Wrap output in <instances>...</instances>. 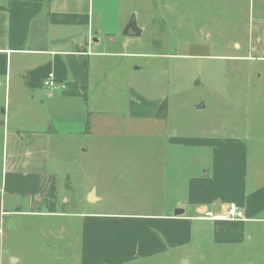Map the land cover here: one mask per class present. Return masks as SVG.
I'll list each match as a JSON object with an SVG mask.
<instances>
[{
  "label": "crops",
  "instance_id": "crops-1",
  "mask_svg": "<svg viewBox=\"0 0 264 264\" xmlns=\"http://www.w3.org/2000/svg\"><path fill=\"white\" fill-rule=\"evenodd\" d=\"M98 2L0 0L3 219L44 217L56 221L39 229V240L46 242L27 245L23 254L13 249L6 252L2 236L0 264L4 253L12 259L10 264H134L164 258L170 260L168 264H183L185 260L190 264H224L225 260L238 259L241 252L253 254L255 250L254 257L264 264V184H250L244 169L229 171L225 163L229 152L222 148L215 150L214 169L198 165L193 175L185 164L168 160L153 166L156 173L152 181L158 189L152 190L150 199L145 192L136 196L155 203L156 212L80 213L61 205L70 202L65 199L66 185L61 183L68 170L63 161L61 168L60 163L58 167L53 163V138H60L59 152L67 154L69 139H92L98 133L119 132L122 126L133 128L144 120L167 119L157 117L161 105L144 104L137 91L132 94V86L122 125L103 111H92L94 93L119 83L111 76L109 58L139 55L127 50L136 36L125 34L129 18L122 1ZM50 74L54 89L45 84ZM177 139H168L167 145ZM178 144L184 145L181 141ZM207 145L210 143L205 139L202 147ZM75 150L78 153V147ZM90 150L88 146L81 148L80 155L87 156ZM135 167L137 171L142 166ZM192 176L203 187L199 194L189 192ZM222 189L226 194L233 192V197L225 199ZM93 196L91 202L103 199L96 189ZM231 203L243 209L245 220L223 219ZM175 210L184 213L175 216ZM224 251L228 255L224 256Z\"/></svg>",
  "mask_w": 264,
  "mask_h": 264
},
{
  "label": "rangeland",
  "instance_id": "rangeland-1",
  "mask_svg": "<svg viewBox=\"0 0 264 264\" xmlns=\"http://www.w3.org/2000/svg\"><path fill=\"white\" fill-rule=\"evenodd\" d=\"M121 1L128 18L135 13L146 31L128 44L127 50L139 53L137 57L109 58L111 76L119 83L99 94L93 92L91 109L94 114L103 111L122 125L132 86V94L137 91L148 106L166 101L167 119L144 120L133 128L122 126L119 132L98 133L92 139H69L75 143L68 142L67 154L59 152L60 138H53V163L57 167L60 163L61 168L63 161L68 170L61 183L66 185L65 199L70 202L61 205L80 213L156 212L155 203L145 201L158 189L152 181L153 166L168 160L185 164L193 175L198 165L215 168L218 148L229 152L225 161L229 171L244 169L250 184H264V0ZM171 138L178 139L169 146ZM205 139L210 145L204 148ZM86 146L90 153L80 155ZM136 165L142 167L136 171ZM1 174L0 165V178ZM190 181L189 192L199 194L202 185L193 176ZM92 185L91 191L96 189L103 199L89 200L86 193ZM141 192L147 194L145 200L136 196ZM221 192L225 199L234 195L224 189ZM43 218L3 219L6 252L13 249L23 254L27 245L45 243V239L39 240V229L56 221ZM23 228L24 233H17ZM228 253L224 251V256ZM255 255L256 250L253 254L244 251L224 264H259ZM167 259H142L134 264H168ZM11 262L4 253L3 264Z\"/></svg>",
  "mask_w": 264,
  "mask_h": 264
},
{
  "label": "water",
  "instance_id": "water-1",
  "mask_svg": "<svg viewBox=\"0 0 264 264\" xmlns=\"http://www.w3.org/2000/svg\"><path fill=\"white\" fill-rule=\"evenodd\" d=\"M143 31L144 29L139 26L137 15L134 13L126 25L125 34L128 36H139L143 33ZM93 194H94V191L89 196L90 201H92V198L94 197ZM183 213H184V210H175L174 215L179 216V215H182ZM2 220H3L2 197L0 195V224L2 223ZM183 264H190V263L189 261L185 260L183 261Z\"/></svg>",
  "mask_w": 264,
  "mask_h": 264
},
{
  "label": "built area",
  "instance_id": "built-area-1",
  "mask_svg": "<svg viewBox=\"0 0 264 264\" xmlns=\"http://www.w3.org/2000/svg\"><path fill=\"white\" fill-rule=\"evenodd\" d=\"M45 84L51 89L55 88V82L53 81L52 74L48 75V77L45 80ZM223 219L228 220V221L245 220V213L243 209L240 208L237 204L231 203ZM3 234H4V231L0 224V238L3 236Z\"/></svg>",
  "mask_w": 264,
  "mask_h": 264
},
{
  "label": "trees",
  "instance_id": "trees-1",
  "mask_svg": "<svg viewBox=\"0 0 264 264\" xmlns=\"http://www.w3.org/2000/svg\"><path fill=\"white\" fill-rule=\"evenodd\" d=\"M167 112H168V103L165 101L159 107L157 117L165 119L167 117Z\"/></svg>",
  "mask_w": 264,
  "mask_h": 264
}]
</instances>
